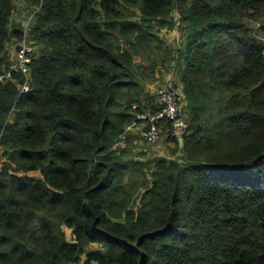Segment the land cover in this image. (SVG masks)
Masks as SVG:
<instances>
[{
  "label": "trees",
  "instance_id": "trees-1",
  "mask_svg": "<svg viewBox=\"0 0 264 264\" xmlns=\"http://www.w3.org/2000/svg\"><path fill=\"white\" fill-rule=\"evenodd\" d=\"M24 1L41 5L30 91L0 83V264H264V0ZM13 11L0 0V68ZM163 45L182 161L113 148Z\"/></svg>",
  "mask_w": 264,
  "mask_h": 264
},
{
  "label": "built area",
  "instance_id": "built-area-1",
  "mask_svg": "<svg viewBox=\"0 0 264 264\" xmlns=\"http://www.w3.org/2000/svg\"><path fill=\"white\" fill-rule=\"evenodd\" d=\"M40 5L41 1L27 10L26 18L20 28V36L17 38L11 36L4 47L9 62L0 68V83L15 82L16 75H19V95L29 92L31 88L30 64L36 46L30 39L29 31ZM262 54L264 55V49ZM149 94L148 101L130 103L128 112L132 115L131 122L115 140L114 149L126 148L127 138L133 133H137L136 135L146 145L157 142L163 135L181 143L189 123L184 113L185 99L180 83L172 73L161 85L152 88Z\"/></svg>",
  "mask_w": 264,
  "mask_h": 264
},
{
  "label": "rangeland",
  "instance_id": "rangeland-1",
  "mask_svg": "<svg viewBox=\"0 0 264 264\" xmlns=\"http://www.w3.org/2000/svg\"><path fill=\"white\" fill-rule=\"evenodd\" d=\"M28 8V7H26ZM24 9V7H23ZM29 10V8H28ZM175 13V12H174ZM173 13V14H174ZM258 23H255L254 29L258 27ZM158 36L168 45L172 47L180 46V42L182 39V36L180 35V31L177 26H173L171 28H163L162 30H158ZM254 34L257 36H262V32L259 31L257 28L254 31ZM183 41V39H182ZM162 52H157L156 50L154 54L152 55V58L155 59V65L153 68H149L151 60L146 59L143 62V65H141L139 69V79L142 80L143 88L146 89L145 94L146 96H142L140 101H148L150 98L149 90L161 85V83L168 77H170L173 73L175 76V70L173 72H169V70H166V65L169 61H171L170 53H167V47L163 45ZM175 59V58H174ZM137 61V59H136ZM138 65L142 64L141 62H136ZM157 68V72H156ZM159 68H162V72ZM138 76V75H136ZM126 150L129 153V156L138 159L141 158L142 160H149V159H158V158H167V159H175V160H183V152L182 150L176 146V143L173 139L169 137H165L164 135L161 137V139H158L157 142H154L152 144L146 145L145 142H142L140 138L137 136L130 137L128 140V146L126 147ZM1 147H0V162H1ZM150 165H152L150 163ZM143 189H141L142 191ZM66 238L71 239L70 230L68 228H64Z\"/></svg>",
  "mask_w": 264,
  "mask_h": 264
},
{
  "label": "crops",
  "instance_id": "crops-1",
  "mask_svg": "<svg viewBox=\"0 0 264 264\" xmlns=\"http://www.w3.org/2000/svg\"><path fill=\"white\" fill-rule=\"evenodd\" d=\"M24 7V9H23ZM29 9L32 7H29L24 0H14V11L12 14V18H11V22H10V30L12 29H20L23 25V22L26 18V13L28 8ZM177 26V25H176ZM162 30V29H161ZM162 72V68H159ZM166 70H169V72H173L175 70V64H169L168 63L166 65ZM156 72H157V68H156ZM151 90V89H150ZM149 90V92H150ZM144 91H146V89H144ZM137 133H133L131 137L137 136L138 138H140L138 135H136Z\"/></svg>",
  "mask_w": 264,
  "mask_h": 264
}]
</instances>
